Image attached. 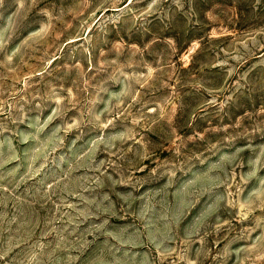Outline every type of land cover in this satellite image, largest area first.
I'll list each match as a JSON object with an SVG mask.
<instances>
[{"label": "rangeland", "instance_id": "374dc122", "mask_svg": "<svg viewBox=\"0 0 264 264\" xmlns=\"http://www.w3.org/2000/svg\"><path fill=\"white\" fill-rule=\"evenodd\" d=\"M0 264H264V0H0Z\"/></svg>", "mask_w": 264, "mask_h": 264}]
</instances>
